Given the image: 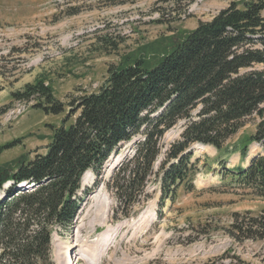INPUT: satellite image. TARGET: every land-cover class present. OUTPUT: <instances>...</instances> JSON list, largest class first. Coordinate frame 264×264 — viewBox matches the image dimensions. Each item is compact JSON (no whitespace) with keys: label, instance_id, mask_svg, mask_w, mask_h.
I'll use <instances>...</instances> for the list:
<instances>
[{"label":"rangeland","instance_id":"rangeland-1","mask_svg":"<svg viewBox=\"0 0 264 264\" xmlns=\"http://www.w3.org/2000/svg\"><path fill=\"white\" fill-rule=\"evenodd\" d=\"M247 1L256 0H0V169L45 154L53 131L74 121L76 99L96 93L107 68L126 54L147 43L178 41L231 2ZM37 79L51 88L63 112L47 114L34 98L13 97ZM257 121L255 114L242 120L225 142L227 154L191 146V160H200L192 191L179 189L173 203L160 205L151 176L126 215L109 182L140 136L119 145L98 175L83 174L81 209L72 225L52 229V264H68L69 254V264H264V241L230 234L234 214L264 215V198L225 172L241 165L238 149ZM185 123L179 120L164 133L154 170ZM261 153L258 144L247 143L248 158Z\"/></svg>","mask_w":264,"mask_h":264},{"label":"trees","instance_id":"trees-1","mask_svg":"<svg viewBox=\"0 0 264 264\" xmlns=\"http://www.w3.org/2000/svg\"><path fill=\"white\" fill-rule=\"evenodd\" d=\"M263 12L264 0L241 6L231 2L178 41L147 43L126 54L107 68L96 93L76 99L74 121L53 131L45 154L18 159L14 169H0V264H52L51 231L75 221L82 204L77 196L82 175H98L119 145L137 136L131 156L115 168L109 182L125 215L151 176L160 205L173 203L179 189L192 191L200 160H191V146L210 145L227 154L225 142L253 114L258 117L254 132L238 149L245 165L225 172L264 198ZM12 95L44 103L41 109L47 114L64 110L42 79ZM179 120L186 122L180 140L168 146L154 170L160 141ZM249 142L262 153L248 158ZM234 217L232 237L264 241L263 214Z\"/></svg>","mask_w":264,"mask_h":264},{"label":"bare ground","instance_id":"bare-ground-1","mask_svg":"<svg viewBox=\"0 0 264 264\" xmlns=\"http://www.w3.org/2000/svg\"><path fill=\"white\" fill-rule=\"evenodd\" d=\"M244 165H245V163H244ZM81 181L84 183L85 182V179H84V177L82 176V178H81ZM66 263H72V257H71V254H69V257L66 259Z\"/></svg>","mask_w":264,"mask_h":264}]
</instances>
